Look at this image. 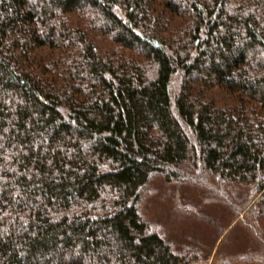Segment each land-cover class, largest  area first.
I'll use <instances>...</instances> for the list:
<instances>
[{
    "label": "trees",
    "instance_id": "trees-1",
    "mask_svg": "<svg viewBox=\"0 0 264 264\" xmlns=\"http://www.w3.org/2000/svg\"><path fill=\"white\" fill-rule=\"evenodd\" d=\"M0 264H264V0H0Z\"/></svg>",
    "mask_w": 264,
    "mask_h": 264
},
{
    "label": "rangeland",
    "instance_id": "rangeland-1",
    "mask_svg": "<svg viewBox=\"0 0 264 264\" xmlns=\"http://www.w3.org/2000/svg\"><path fill=\"white\" fill-rule=\"evenodd\" d=\"M195 229H198L199 232H205V228L204 227H201V226H195Z\"/></svg>",
    "mask_w": 264,
    "mask_h": 264
}]
</instances>
